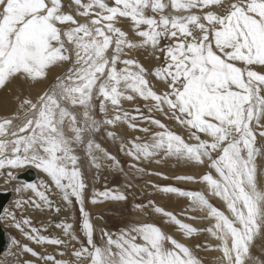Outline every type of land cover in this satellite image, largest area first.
<instances>
[{"label":"snow or ice","instance_id":"6c2138e0","mask_svg":"<svg viewBox=\"0 0 264 264\" xmlns=\"http://www.w3.org/2000/svg\"><path fill=\"white\" fill-rule=\"evenodd\" d=\"M122 18L132 22L139 41L118 26ZM166 38L172 42L161 47ZM146 47L164 54V63L151 72L126 52ZM64 65L68 67L54 85L35 99H20L18 111L23 110L24 116L19 124L14 123L18 116L0 118V169L33 164L51 178L67 204L78 201L86 236L74 251L78 261L87 257L90 264H202L191 247L155 223H138L115 239L102 230L103 246L94 240L77 146H84L96 168L101 166L97 153L118 164L93 136L102 126L121 122L149 133L150 128H140V119L160 130L147 141L133 137L126 142L121 137L122 148L136 161L174 156L197 165L207 163L210 170L199 176L175 179L205 183L227 211L215 206L204 191L156 187L190 198L191 207L215 221L203 230L220 241L226 264L253 259V242L264 236V167L257 162L264 158V147H257V136L264 139V72L255 70L264 67V0L227 4L225 0H72L67 6L63 0H0V88L17 78L42 81L53 67ZM150 74L166 90L157 91ZM137 97L152 102L149 113H165L187 128V138L139 108L135 115L123 109L122 101ZM97 112L103 119L96 118ZM107 135L117 137L113 131ZM7 176L15 178L12 172ZM49 187L44 184V191L34 183L18 187L17 192L36 191L40 202L22 200L17 207L31 203L36 209H51ZM97 196L127 199L122 192L105 190L94 195L93 203ZM149 207L187 237L202 230L155 201L137 205L141 211ZM54 210L58 213L61 208ZM4 213L22 238L37 244L64 246L77 239L72 223L56 225L70 238L65 240L41 235L29 218L17 220L15 212ZM22 238L11 240L20 252L39 256L45 264H70L55 255H41Z\"/></svg>","mask_w":264,"mask_h":264},{"label":"rangeland","instance_id":"374dc122","mask_svg":"<svg viewBox=\"0 0 264 264\" xmlns=\"http://www.w3.org/2000/svg\"><path fill=\"white\" fill-rule=\"evenodd\" d=\"M165 2L167 3L168 0H165ZM228 2L229 0H225L226 4ZM63 3L67 6L72 3V0H63ZM66 10L72 11L73 9L66 8ZM166 11L175 10L167 9ZM118 26L127 31L134 41H139L141 39L135 35V29L130 20L122 18ZM171 42L172 41L166 38L161 41V47ZM126 52L128 56L142 63L150 72L155 67L164 63V54L159 51L154 53L151 47L137 48L131 51L126 50ZM156 57H159V59ZM120 66L122 67L123 65ZM67 67L68 65L53 67L48 77L39 82L29 83L21 78H17L8 83L7 87L0 88V118L18 116L19 119L14 120V123L19 124L24 116L23 110L18 111L20 99L24 97L35 99L39 94H42L43 91H46L54 85L56 77L61 75ZM255 70L264 72V67L255 66ZM148 78L157 91L166 90V85L162 81H159L154 75L150 74ZM151 103V101H144L137 97V99L133 101H122V107L133 115L136 114L135 109L139 108L145 115H153L155 118L160 119L163 123L168 125L172 130L187 138L189 130L178 124L177 121L170 118L169 115L158 111L149 113ZM5 104L7 107L9 106L8 111L5 110ZM96 118L98 120L103 119V114L97 112ZM137 123L140 128H150L151 131L149 133L160 130L157 126L151 125L142 119L137 120ZM109 131L116 132L117 137L114 139L108 136L107 133ZM141 134L142 131L139 129L133 130L128 127L127 122H121L115 126H102L101 130L94 134L93 139L96 143H99L104 150L106 149L111 156L116 157L118 164L114 161L111 164L107 158H103L102 153H97L98 156H101V159L98 161L101 165L100 168H96L91 162L83 145L77 146L76 154L80 157L79 165L87 184L85 191V209L90 213L91 220L95 226L94 240L96 244L98 246H103L105 244L106 237L102 236V230L111 233L115 239L121 232L129 227L136 226L138 223H155L166 233L191 247L195 256L201 260L202 264H226L222 249L219 247L220 241L217 240L211 232L203 230L211 228L215 221L211 218H203L206 216V213L191 207L190 198L180 196L177 193H165L156 187L157 185L160 187L171 185L186 191H204L215 206L227 211L224 202L218 197L211 195V190L205 183L175 179L176 176L181 175L195 174L199 176L203 173V165H197L192 161H185L174 156H157L151 160L136 161L127 154L126 149L122 148V141L120 138H125L126 142H130L133 137L140 138L143 141H147L151 138L148 134L143 136ZM257 147H264V139L259 136H257ZM171 161H174L173 165L170 163ZM257 162L264 167V158L258 157ZM132 165H136L137 167H132ZM28 167L35 168L39 173L37 181L34 182V184L38 185L39 190H45L43 188L44 184L50 186L46 190V194L54 202L52 208L42 207L41 209H36L31 203L24 204L22 207H17L18 201L22 200L40 202L36 191L25 188L23 191L13 195L12 201L6 210L15 212L17 220L29 218L31 226L38 228L41 235L60 237L65 240H69L70 238L65 236L63 229L56 227V225L59 223H72V231L77 239L70 240V243L64 246L50 245L47 243L37 244L35 241L22 238L19 230L14 227L12 219L4 213L2 224L10 235V247L0 259V264H21V262L25 260H32L34 264H45V261L39 256L34 257L31 253L20 252L16 244L11 243V240L21 238L24 240V243L28 244L41 255H55L57 259L69 261L70 264H74V262L80 264L78 258L73 257V253L75 249H78L77 247H81L82 242H86V236L81 227L83 218L79 211L78 201L73 199L71 205L67 204L62 199L59 190L53 188L51 178L33 164H26L17 168L5 165L4 168L0 169V190L17 189L26 184V182L16 181L15 178L9 180L7 173L12 172L15 177L17 172ZM137 168L144 169V171L140 172ZM121 170L123 171V186L126 185L127 187V199L123 200L124 202L118 205L114 204L112 199L101 201L104 199L97 196V202L93 203L92 200L94 195L103 192L104 190L102 189H104L105 185L111 186L115 183H119V180H111L108 178L110 172L116 173ZM213 175H215V173H213ZM105 182L107 184H105ZM149 201H155L157 205L164 207L167 211H172L184 222L190 223L202 230L193 234L191 237H187L183 235L176 225L168 221L167 217L155 213L151 207L147 208L146 211H141L137 208L138 204L147 206ZM57 206L61 208V211L58 213L54 210ZM251 256L253 259L248 260L247 264H261V262H264V236H258L254 240L251 248ZM83 261L85 264H90V261L85 259ZM49 264H51V262H49Z\"/></svg>","mask_w":264,"mask_h":264},{"label":"water","instance_id":"95a60500","mask_svg":"<svg viewBox=\"0 0 264 264\" xmlns=\"http://www.w3.org/2000/svg\"><path fill=\"white\" fill-rule=\"evenodd\" d=\"M38 178V172L33 167H28L24 170H21L20 172L15 174L16 181H24L27 183H32L36 181ZM14 189H4L0 190V219L3 215V212L10 202L12 195H13ZM9 235L2 226L0 222V256L7 251L9 247Z\"/></svg>","mask_w":264,"mask_h":264},{"label":"crops","instance_id":"0c3cea01","mask_svg":"<svg viewBox=\"0 0 264 264\" xmlns=\"http://www.w3.org/2000/svg\"><path fill=\"white\" fill-rule=\"evenodd\" d=\"M124 125H126V124H124ZM127 129H129V128H127ZM146 134H148L149 136H151L152 133H144V132H142L141 135L143 136V135H146ZM107 160L112 164V162H113L112 160H110V159H107ZM170 163L173 165L174 164V161H171ZM208 170H210V169L208 168L207 163H206L205 165H203V172L208 171ZM213 173H215V172L213 171ZM122 174H123V171L122 170L119 171V172H116V173L110 172L108 178H110L111 180H119V183L118 184L115 183V184H113L111 186L105 185L104 189H102V190H104V191L105 190H111L113 192H122L126 196V194H127V187H126V185L123 186L124 183L122 182ZM120 177H121V179H120ZM105 184H107V183L105 182ZM53 188H55L54 185H53ZM107 200H111V199H104V200H101V201H107ZM112 201H113L114 204H118V205H120V204H122L124 202L123 200L122 201L112 200ZM77 248H80V247H77ZM73 257L75 258L74 253H73ZM84 259L87 260V261H89L87 257H85ZM83 260H80L79 263L80 264H85ZM76 263L77 262H74V264H76Z\"/></svg>","mask_w":264,"mask_h":264},{"label":"bare ground","instance_id":"6f19581e","mask_svg":"<svg viewBox=\"0 0 264 264\" xmlns=\"http://www.w3.org/2000/svg\"><path fill=\"white\" fill-rule=\"evenodd\" d=\"M7 86H8V84H7ZM7 86H6V87H7ZM3 88H5V87H3ZM4 106H5V110H7V111H8V110H9V106L7 107V105H6V104H5ZM209 192H210V191H209ZM211 195H213V194L211 193ZM5 253H6V252H5ZM5 253H4V254H5Z\"/></svg>","mask_w":264,"mask_h":264}]
</instances>
